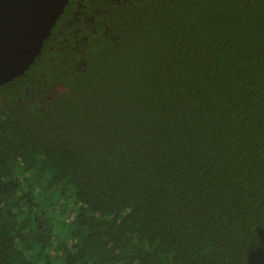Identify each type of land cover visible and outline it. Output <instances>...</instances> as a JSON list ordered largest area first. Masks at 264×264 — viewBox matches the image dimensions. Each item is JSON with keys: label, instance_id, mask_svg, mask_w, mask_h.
Here are the masks:
<instances>
[{"label": "trees", "instance_id": "obj_1", "mask_svg": "<svg viewBox=\"0 0 264 264\" xmlns=\"http://www.w3.org/2000/svg\"><path fill=\"white\" fill-rule=\"evenodd\" d=\"M0 264H264V0H69L0 85Z\"/></svg>", "mask_w": 264, "mask_h": 264}, {"label": "water", "instance_id": "obj_2", "mask_svg": "<svg viewBox=\"0 0 264 264\" xmlns=\"http://www.w3.org/2000/svg\"><path fill=\"white\" fill-rule=\"evenodd\" d=\"M68 1L0 0V85L30 67Z\"/></svg>", "mask_w": 264, "mask_h": 264}, {"label": "flooded vegetation", "instance_id": "obj_3", "mask_svg": "<svg viewBox=\"0 0 264 264\" xmlns=\"http://www.w3.org/2000/svg\"><path fill=\"white\" fill-rule=\"evenodd\" d=\"M83 1V0H82ZM116 2L122 1V2H128V0H115ZM89 19L87 18L86 21H88Z\"/></svg>", "mask_w": 264, "mask_h": 264}]
</instances>
